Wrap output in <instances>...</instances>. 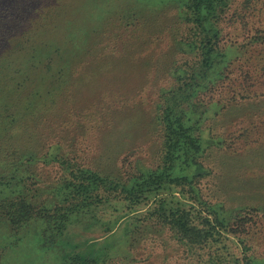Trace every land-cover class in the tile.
<instances>
[{"label": "rangeland", "instance_id": "374dc122", "mask_svg": "<svg viewBox=\"0 0 264 264\" xmlns=\"http://www.w3.org/2000/svg\"><path fill=\"white\" fill-rule=\"evenodd\" d=\"M188 1L97 0L94 9L79 11L83 39L69 0H0V50L12 45L7 41L20 28L64 51L52 70L61 71L60 77L53 87L43 85L44 92L51 90L43 102L47 146L60 143L90 170L131 172L136 163L157 164L161 132L155 119L161 109L156 103L162 105L161 90L171 89L178 71L190 61L182 26ZM93 14L104 17L97 21ZM221 18L220 64L210 83L219 73L224 78L204 94L206 102L211 99L219 107L210 111L203 126L210 129L202 136L203 152L193 165L177 170L179 185L161 196L170 194L192 213L202 208V201L222 203L236 216L225 229L233 233L226 231L218 244L221 259L225 264H232L231 256L239 264H264V41L251 40L264 39V0H228ZM87 28L95 29L93 39ZM230 58L236 59L234 64H229ZM58 165L47 168L53 178L61 174ZM186 176L194 177L189 186L183 181ZM119 199L111 195L107 203L93 208L98 209L95 217L92 212L81 224L69 225L57 239L34 238L39 232L31 228L28 235L33 238L13 247L9 262L60 264L69 247L82 242L102 254L117 253L109 264H207L213 256L216 245L189 250L169 232L145 237L139 248L124 254L130 217L122 215L130 209L143 213L150 205L130 208Z\"/></svg>", "mask_w": 264, "mask_h": 264}, {"label": "trees", "instance_id": "16d2710c", "mask_svg": "<svg viewBox=\"0 0 264 264\" xmlns=\"http://www.w3.org/2000/svg\"><path fill=\"white\" fill-rule=\"evenodd\" d=\"M69 1L84 39L79 11L94 9L97 0H85V4L84 0ZM106 1L101 0L103 4ZM227 4L228 0L188 1L182 26L190 61L174 77V86L161 90L162 105L156 103L161 109L155 119L161 132L160 146L157 145L155 151L159 161L150 167L136 163L131 172L118 168L85 169L60 143L47 146L50 138L44 135L48 119L43 102L51 90L44 92L43 85L47 83L53 87V80L61 74V71H52L54 61L62 59L64 51L46 37H34L32 31L29 34L30 30L19 28L10 36L7 43L12 45L0 50V264H13L9 262L13 247L33 238L28 235L31 228L39 232L34 238L57 239L65 231L67 233L69 225L81 224L92 212L95 217L98 209L94 211L93 208L107 203L111 195L119 196V201L130 204V208L147 205L144 203L156 196L143 213L130 209V214L122 215V218L130 217L124 230L128 248L124 254L129 248L130 251L139 248L145 237L169 232L189 250L216 245L207 264L226 263V259H221L218 244L222 237L226 238V231L233 233L225 230L230 226L229 220L235 219L233 211L224 208L222 203L211 205L202 201V208L192 213L170 194H161L179 185L177 170L190 167L201 155L202 136L210 131L203 126L210 111L219 107V103L211 99L206 102L204 94L213 90L216 80L224 78L221 79L219 73L215 82L210 83L220 64L219 23ZM93 15L97 21L104 17V14ZM94 30L86 29L92 39ZM252 38V44L264 41L261 36ZM235 61L230 58L228 62ZM261 71L264 72V67ZM54 164L61 167V174L56 178L47 172ZM193 178L186 176L183 181L189 186ZM236 237L239 239L237 234ZM82 243L71 245L60 264H109V259L117 254H102ZM239 244L248 249L242 239ZM246 257L248 262H254L251 256H244V259ZM228 262L239 264V259L231 256Z\"/></svg>", "mask_w": 264, "mask_h": 264}]
</instances>
